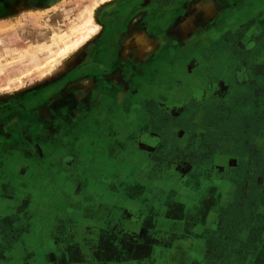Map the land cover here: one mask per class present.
Returning a JSON list of instances; mask_svg holds the SVG:
<instances>
[{
    "label": "flooded vegetation",
    "instance_id": "flooded-vegetation-1",
    "mask_svg": "<svg viewBox=\"0 0 264 264\" xmlns=\"http://www.w3.org/2000/svg\"><path fill=\"white\" fill-rule=\"evenodd\" d=\"M196 1L207 0H113L100 10L98 38L74 73L48 88L53 90L44 114L48 123H43V116L37 118V125L44 129L72 133V128L83 127L84 169L89 171L95 159L103 163L104 172L110 168L107 162L116 161L122 149L127 156L122 164L130 162L136 170L135 160L144 157L148 170L142 168L139 175L149 182L147 186L161 192L163 188L156 184L164 176L171 179L163 181L162 187L168 182L177 189L189 185L195 190L189 191L190 196L201 189L217 190L227 180H233L240 193L264 187V0H210L213 17L209 19L201 10L184 25ZM143 33L151 41L148 51L127 50L128 41ZM67 86L72 100L62 96L54 101ZM118 127L129 130L126 137L121 138ZM4 130L10 135L9 127ZM132 133L138 143L127 147ZM57 138L63 147L64 139ZM13 141L18 148L25 139L16 136ZM41 149L43 158L59 154L52 147L46 154ZM68 149L61 150L58 158L68 156ZM13 155L22 157L18 151ZM173 161H179V166L169 167ZM136 185L137 201L123 209L119 220L134 224L141 217L138 233L146 230L143 223L152 224L161 215L174 220L193 214L169 202L167 191L163 214L151 204L150 188ZM130 249L135 250L124 246L122 251L126 254Z\"/></svg>",
    "mask_w": 264,
    "mask_h": 264
},
{
    "label": "rangeland",
    "instance_id": "rangeland-1",
    "mask_svg": "<svg viewBox=\"0 0 264 264\" xmlns=\"http://www.w3.org/2000/svg\"><path fill=\"white\" fill-rule=\"evenodd\" d=\"M112 2L113 0H0V137H3L4 141L1 153L12 159L13 154L17 153V149L20 148L14 147L11 143L16 139V136L20 137V140L25 139V141H20V144H33L37 138V133L44 132L43 126L37 125V118L47 117L44 114H47L46 107L50 105L49 102L51 101L49 99L53 93V90H48V88L63 77L73 74L77 66L86 58L88 48L96 41L101 32L100 10L104 5ZM89 12H91L95 30L89 33L76 47L65 51L61 57L60 51L64 49L65 45L83 36L78 32L73 33V29L88 16ZM53 61L55 62L54 65L50 66ZM44 90L46 91L42 96L37 97V93ZM71 91L72 89H68L67 86L64 92L54 98V101L59 98L62 99V96L69 98L68 101H71V95H73ZM37 111L40 112L37 113ZM4 127H9L10 135L6 136L5 130L7 131V129L4 130ZM21 129L25 130L22 132ZM50 130L47 131L48 134ZM54 133L57 137L64 139V146H59L60 141L57 137H51L54 139L53 143L45 142L49 146L45 145L43 148L45 154L51 147L53 150L57 149L56 152L59 153L54 156L61 155L60 152L63 149L68 151V148H71L68 156L64 155L63 159L58 158L59 161L61 159L69 162L65 165L71 167L73 165L71 158L76 161L84 152V147H79L77 144L80 145L82 140L78 142L77 138H74V141L67 144L68 140L72 139L71 132L68 133V139L62 128ZM128 137L127 147L135 146L138 143L135 133L130 134ZM66 144L67 146H65ZM122 155H126V152L123 151ZM120 157L122 156L117 155L116 159L118 160ZM143 158L139 157L138 159ZM94 160L90 165L95 166L96 160ZM31 161L27 165L24 176H16L17 178L10 179V187L8 185L4 186L3 195L8 200L5 209H11L14 213L0 219V259H3L4 254L12 248H18L20 254H24L25 257L21 262H18L20 256L15 251L7 260L10 261V264H55L57 262H53L50 257L51 251L54 255L56 250V247H53L55 245L51 242L52 233L50 230L43 232V229L57 227L56 224L62 220L65 209L68 207L72 209L71 207L75 206L74 201H72L74 193H81L83 188L88 186L94 189L97 185L92 182L88 183L87 180L83 182L73 180L68 185L71 179L66 177L62 179L58 174L60 170L57 165L64 163V161L54 163L56 164L55 167L51 165L52 167L44 175L31 178L32 176L29 173L30 168L33 167ZM3 162L5 161H0L2 173L5 168ZM76 163L79 164L77 161ZM107 163L109 167L115 169L119 165L117 170L124 167V165H120L119 160L115 161L114 164L112 162ZM99 165L102 167L103 163L99 162ZM101 167H96L100 171L97 172L98 169L92 166L89 170V179L99 183V181H102L99 179L100 174H108L107 181L111 184L109 186L114 185L115 189H122L127 193L126 195L132 196L133 200L138 198L139 193L136 191L138 186L124 187L126 186L124 183L119 184L121 178L116 173L117 171L111 172L112 170L108 168L103 172ZM80 169L77 168V171H80ZM224 177L225 175H222L220 178ZM138 179L140 180V178ZM253 180V182L256 181ZM20 181L23 182L22 191L17 189V185H21ZM192 181L193 179H190L187 183L190 184ZM49 184L55 186L49 187ZM137 184H140V182L137 181ZM253 184L254 186L258 185L257 183ZM142 185L144 184L142 183ZM55 187L57 188L53 189ZM188 187L191 186L188 185ZM9 197L10 199H8ZM249 200L253 201L254 196H249ZM169 202L176 204L172 199ZM176 206L185 207L184 204H176ZM216 206L217 202L213 207ZM147 219H150V215ZM70 220L72 219L70 218ZM108 223L110 224L109 229L116 228L117 223L115 221H109ZM18 224L20 225L18 226ZM117 226L121 229L125 227L122 224ZM143 230H145V226H143ZM145 231L142 234L131 235V237L127 235L125 238H132V241L138 243L146 236ZM34 236H36L37 243H33ZM103 236L99 248L95 249L94 256H96L97 262L117 260L119 254L115 253L114 242L110 239L111 234L106 233ZM259 238L261 240L264 238L263 220L254 228L248 238L250 244L245 245V248L251 252L252 257L249 260L244 259V261L250 264H264V241L260 246L254 244V240ZM237 244L241 246L240 243ZM132 245L134 246L135 243H132ZM105 246L107 252L103 250ZM125 246L128 247L129 244L125 243ZM258 249L262 250L258 251ZM135 257L137 260L142 261L139 255Z\"/></svg>",
    "mask_w": 264,
    "mask_h": 264
},
{
    "label": "crops",
    "instance_id": "crops-1",
    "mask_svg": "<svg viewBox=\"0 0 264 264\" xmlns=\"http://www.w3.org/2000/svg\"><path fill=\"white\" fill-rule=\"evenodd\" d=\"M118 122L122 124L124 121L120 118ZM117 129L119 130L118 132L121 138L126 137L127 133H129V130L120 127ZM46 130L49 131L50 129ZM55 131L56 130L53 129L50 130L49 134H51V137L54 135L56 136L54 133ZM71 131L72 134L70 136H72V139H69L67 144L74 141V138H77L76 140L78 142L82 140L81 146L77 143L78 146L84 147L86 132L83 127H74ZM63 132H65L68 139V129L63 130ZM52 133L54 134L52 135ZM23 145L24 144H22L21 147ZM42 145V148H44L46 145L45 142ZM118 148H120V146ZM40 151L42 150H39L40 154L36 155L35 159L31 161L33 162L31 163L33 167L29 170L32 176L31 178L44 175L46 171H49V168L52 166L55 167L60 161H64L61 159L59 161V156H54V158H43ZM116 155L122 156L118 159L121 165L127 156L122 155V149H118ZM123 157L124 159H122ZM71 159L73 162L71 167L65 165V163L69 164L67 161L57 165L60 170L58 173L59 177L62 179L65 177L71 179L68 185L71 184L73 180H80L81 182L87 180L89 183L88 180L90 175L89 171L84 169L87 165H85L83 157L80 156V158L76 160L79 164H77L73 158ZM2 160L5 161L3 162L5 166L3 169L5 178L12 180L17 178L16 176H24L25 171L21 167L23 163L21 162L23 161L22 158L11 159L8 155L0 152V161ZM118 160L116 159V161ZM95 163V166L92 165L94 168L101 167L99 161H95ZM112 163L114 164L115 161H112ZM135 165L138 171L136 168H132L130 162L124 165L125 168L118 169L119 171L117 170L119 165L116 169L114 167L110 168L112 169L111 172L117 171L116 173H118L121 178L119 181L124 182L126 186L133 187L134 185L137 187V183L134 180L138 178H140V180H138L141 184L143 183L146 186L149 185V182L143 180L142 176L139 175V170L142 168L148 170L146 168V160L136 159ZM77 168H81L80 171H77ZM17 169H19V171H17ZM97 172H100L99 169ZM0 173H2L1 170ZM107 176L108 174H100L99 179L102 181H99V183L96 182L97 186H95L94 189L89 190V187H87L83 188L81 193H74L72 201H74L75 206L71 207L72 209H69L68 206V208L66 207L67 209H65L62 220L56 224L57 227L43 229V232L50 230L52 234H55L52 236L51 242L56 246V250L54 255H52V251L50 254L52 261L57 262L55 264H62V256L56 255L58 247L72 249L74 255L80 254L78 258L83 260V264H250L244 261V259L249 260L252 257L251 252L245 248V245L250 244L248 238L252 234L254 228L262 220L264 221V187L255 193L250 192L249 189L246 193L245 191L240 193L238 189L235 188V182L233 180H227V183L225 182L224 186H221L217 190L201 189L202 191H196L195 195L190 196L189 191L195 190L189 187H187V189L178 187L177 189L176 187L173 188L171 186L172 183L169 182L166 187H162L163 181L171 179L170 176H164L160 183L156 184L159 190L163 188V192H161L162 190L158 191L155 189L156 187L152 188L151 186H147V189L150 188L148 197L151 204H153L158 211L165 214L166 207H164L163 201L164 192L167 191L171 193L172 201L174 200L177 205L184 204L185 207L183 208L186 209V214L187 212H193V214L195 213V217H192L193 214L190 215L188 213L186 217L174 218L173 220V218L169 219L165 214V216L161 215L160 219L152 224L145 223V232L148 233L145 239H147L139 246V242L136 243L132 241V238L127 239L125 237H127V235L131 237V235L140 234L138 233V225L143 221L141 217L139 218L140 220L136 218L134 221L132 218L131 220L135 222L134 224H130L123 219L119 220L120 217L122 218L124 208H131L135 205L132 203L134 200L132 196L126 195L127 193L122 189L117 190L114 185L109 186L111 184L107 181ZM219 178L220 176H216V179ZM18 179L20 180V178ZM249 180L254 181L252 178H249ZM20 183L21 185L18 184L17 189L22 191L23 182L20 181ZM54 186L53 184H49V187ZM56 188L57 187L53 189ZM249 196H254V200H249ZM123 197L127 199L124 198V200L122 199ZM194 200L198 202L193 203ZM215 202H217V206L213 207ZM190 205L191 208L189 207ZM5 207H7V204ZM5 207L0 211V219L7 217L10 213H14L11 209L6 210ZM70 218L72 220H70ZM109 221H115V223H117L115 229H109ZM118 224L124 225V229L118 227ZM19 225L20 224H18V226ZM89 229L95 232L97 243L92 247L79 245L80 237L87 235ZM106 233L111 234L110 239L114 242L113 246L115 253L117 252L119 257H117V260L113 259L99 263L97 262L96 256H94L95 249L99 248L102 243V237H104L103 235ZM263 241L264 238L262 240L260 238L258 240L255 239L254 244L260 246ZM33 243H37L36 236L33 237ZM125 243H128V247L130 248L133 247L132 243H135V250L133 249L134 251H132V249H130L125 254L122 251ZM237 243H240L241 246ZM81 248H86L87 251L81 254ZM260 250L262 249H258V251ZM15 251L17 255L20 256V261L18 262H21L25 257L24 254H20V249L12 248L9 252L4 254L3 259H0V264H10V261L7 260L10 259V256ZM105 251L107 252V250ZM123 254L125 255L123 256ZM138 255L142 258V261L136 259L135 256ZM85 260L87 261L85 262Z\"/></svg>",
    "mask_w": 264,
    "mask_h": 264
},
{
    "label": "snow or ice",
    "instance_id": "snow-or-ice-1",
    "mask_svg": "<svg viewBox=\"0 0 264 264\" xmlns=\"http://www.w3.org/2000/svg\"><path fill=\"white\" fill-rule=\"evenodd\" d=\"M87 84V81L84 82ZM53 119H56V116H53ZM44 124L48 123L47 118L45 117L43 120ZM60 121L57 120V124H59ZM55 127V126H53ZM25 129H21L23 132ZM31 139V137H29ZM51 139L50 134L47 133V130L45 129L44 132L37 133V138L33 144H25L22 147L18 148L17 151L21 153L23 163L21 167L24 171H27V165L29 164V161L32 159H35V156L40 154L39 150L43 147L41 144V140L47 142V140ZM15 143L14 141L12 142ZM3 151V137H0V152ZM179 161H173L169 167H172L173 164L179 166ZM19 171V169H17ZM187 179V177H185ZM8 185L11 186L10 179L5 178V175L3 173H0V211L3 210V208L6 206L8 200L4 197L3 193L5 191L4 186ZM26 187V185H25ZM202 191V190H201ZM10 199V197L8 198ZM198 201H193V203H197ZM191 208V205L189 206ZM55 234H51V236H54ZM50 236V238H51ZM97 243V237L95 232H93L91 229L88 230V234L85 236H81L79 240V245H87L88 247H92L94 244ZM54 248L56 246H53ZM86 248H81V254L83 252H86ZM56 255L62 256V264H83V260L81 258H78L80 254H73L72 249H67L65 247H58V250L56 251Z\"/></svg>",
    "mask_w": 264,
    "mask_h": 264
},
{
    "label": "bare ground",
    "instance_id": "bare-ground-1",
    "mask_svg": "<svg viewBox=\"0 0 264 264\" xmlns=\"http://www.w3.org/2000/svg\"><path fill=\"white\" fill-rule=\"evenodd\" d=\"M191 2V1H189ZM189 6V5H188ZM188 9V8H187ZM205 11L206 16L210 19V17H213L214 15V7L212 5V1L207 0V1H196L192 4L190 10L188 11L189 14L191 15V18H187L188 21H186L183 23L184 25H188V22H190V20L192 19V15L195 12L198 11ZM221 12V11H220ZM185 14V13H184ZM188 14V15H189ZM186 16V15H185ZM217 19V18H216ZM215 19V20H216ZM214 22V21H213ZM212 22V23H213ZM178 24V23H177ZM190 29V27H189ZM95 30V28L93 27V23H92V15L91 12L88 13V16L81 21L80 23H78L74 29H73V33H81L83 36H81L80 38L72 41L70 44L65 45L64 49L62 51H60V55L62 57V54L65 51H69V49L76 47L84 38H86L89 33L93 32ZM146 32V31H145ZM156 38V37H155ZM186 39V38H185ZM161 40V39H160ZM187 40V39H186ZM150 39L143 33V34H138L136 36H133L127 44V50H131L132 47H136L141 53H146L149 49V47L151 46L150 43ZM161 45V43H160ZM123 48V47H122ZM158 48V47H157ZM159 52V51H158ZM125 53V52H124ZM59 55V56H60ZM127 55V54H126ZM121 57V56H120ZM145 58V57H144ZM54 61L51 62L50 66L54 65ZM120 70V69H119ZM119 74V73H118ZM89 78V77H88ZM123 81V80H122ZM121 82V81H120ZM95 86V85H94ZM93 86V87H94ZM92 87V86H91ZM90 94V93H89ZM85 98V97H84ZM81 101V100H80ZM51 104V102H50Z\"/></svg>",
    "mask_w": 264,
    "mask_h": 264
}]
</instances>
